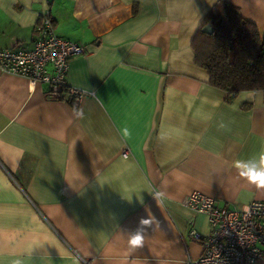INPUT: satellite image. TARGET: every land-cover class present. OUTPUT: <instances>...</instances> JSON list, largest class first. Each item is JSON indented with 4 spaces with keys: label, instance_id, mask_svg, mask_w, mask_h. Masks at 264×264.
<instances>
[{
    "label": "crops",
    "instance_id": "obj_1",
    "mask_svg": "<svg viewBox=\"0 0 264 264\" xmlns=\"http://www.w3.org/2000/svg\"><path fill=\"white\" fill-rule=\"evenodd\" d=\"M219 1L264 37V0H0V49L31 48L48 13L85 48L67 86L93 93L55 100L0 71V264H186L202 252L189 231L210 233L187 195L230 209L264 201L235 167L264 154V95L227 101L195 62ZM146 208L159 227L131 249Z\"/></svg>",
    "mask_w": 264,
    "mask_h": 264
},
{
    "label": "built area",
    "instance_id": "obj_2",
    "mask_svg": "<svg viewBox=\"0 0 264 264\" xmlns=\"http://www.w3.org/2000/svg\"><path fill=\"white\" fill-rule=\"evenodd\" d=\"M32 47L0 49V71L30 83L48 87L47 96L61 100L62 94L78 101L93 93L67 86L69 60L85 53V48L56 35L48 13L43 14L35 29ZM264 95V90L261 91ZM127 152L122 153L126 157ZM194 213L207 217L210 233L200 238L191 229L188 236L201 242L202 252L186 264H256L264 260V201H254L239 208L216 207L215 201L193 192L183 201Z\"/></svg>",
    "mask_w": 264,
    "mask_h": 264
},
{
    "label": "trees",
    "instance_id": "obj_3",
    "mask_svg": "<svg viewBox=\"0 0 264 264\" xmlns=\"http://www.w3.org/2000/svg\"><path fill=\"white\" fill-rule=\"evenodd\" d=\"M193 42L196 64L204 69L211 86L225 92L231 101L241 92L264 90V37L243 20L235 7L219 1L205 15ZM70 103L74 100L70 98Z\"/></svg>",
    "mask_w": 264,
    "mask_h": 264
},
{
    "label": "clouds",
    "instance_id": "obj_4",
    "mask_svg": "<svg viewBox=\"0 0 264 264\" xmlns=\"http://www.w3.org/2000/svg\"><path fill=\"white\" fill-rule=\"evenodd\" d=\"M82 116L83 113H77ZM127 135V130H125ZM235 167L239 171L241 177L246 178L249 182L256 184L258 187L264 188V154L259 159L237 160ZM146 217H141L135 229L128 233V245L131 249L142 247L145 240V233L149 228L155 230L159 227L158 219L151 213L149 209H145ZM19 264V261L16 262Z\"/></svg>",
    "mask_w": 264,
    "mask_h": 264
},
{
    "label": "water",
    "instance_id": "obj_5",
    "mask_svg": "<svg viewBox=\"0 0 264 264\" xmlns=\"http://www.w3.org/2000/svg\"><path fill=\"white\" fill-rule=\"evenodd\" d=\"M202 33L205 34H211L212 33V28L210 27V25H206L201 29Z\"/></svg>",
    "mask_w": 264,
    "mask_h": 264
}]
</instances>
